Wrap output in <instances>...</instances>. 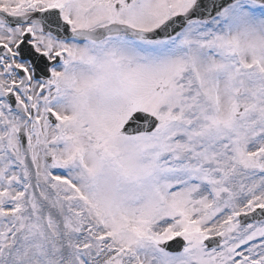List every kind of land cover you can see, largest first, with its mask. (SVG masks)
Instances as JSON below:
<instances>
[{"label": "snow or ice", "instance_id": "snow-or-ice-1", "mask_svg": "<svg viewBox=\"0 0 264 264\" xmlns=\"http://www.w3.org/2000/svg\"><path fill=\"white\" fill-rule=\"evenodd\" d=\"M0 264H264V0H0Z\"/></svg>", "mask_w": 264, "mask_h": 264}]
</instances>
